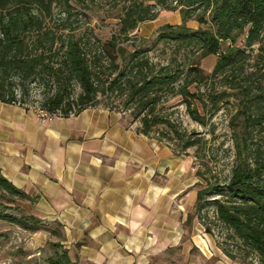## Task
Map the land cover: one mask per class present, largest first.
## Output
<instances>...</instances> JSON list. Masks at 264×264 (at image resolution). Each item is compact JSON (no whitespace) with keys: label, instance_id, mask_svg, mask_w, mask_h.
Segmentation results:
<instances>
[{"label":"trees","instance_id":"16d2710c","mask_svg":"<svg viewBox=\"0 0 264 264\" xmlns=\"http://www.w3.org/2000/svg\"><path fill=\"white\" fill-rule=\"evenodd\" d=\"M69 1L0 0V102L29 110L34 85L39 89L38 109L67 118L98 107L100 95L117 93L126 108L131 106L139 133L149 136L152 127L162 125L171 140L183 141L181 152L197 140L183 136L160 114L157 108L162 102L180 97L190 118L201 126L206 125L207 110L212 116L223 106H234L232 118L239 129L250 140L256 135L260 143L249 147L251 158H242L240 145L228 179L197 191L195 215L212 238L214 225L225 231L214 242L231 261L264 264V0H124L119 35L126 37L139 23L154 20L155 7L178 10L181 24L162 26L157 41L194 47L201 58L216 55L209 75L195 64L182 66L175 59L155 68L144 57L148 50L140 48L119 68L114 59L123 49H115V37L92 49L89 41L70 32L45 27L42 11L48 14L51 5L58 4L70 15ZM191 19L200 28L187 27ZM239 39L242 46L236 45ZM192 86L195 90L190 92ZM196 103L205 114L200 115ZM233 134L235 144H241V130ZM15 200L32 204L34 198L0 172V220L26 230L42 229L37 217L7 211ZM250 254L255 262H247ZM48 264L76 263L62 250Z\"/></svg>","mask_w":264,"mask_h":264},{"label":"crops","instance_id":"0c3cea01","mask_svg":"<svg viewBox=\"0 0 264 264\" xmlns=\"http://www.w3.org/2000/svg\"><path fill=\"white\" fill-rule=\"evenodd\" d=\"M123 115L93 107L42 123L0 102V172L72 263L240 264L198 222L183 162Z\"/></svg>","mask_w":264,"mask_h":264},{"label":"rangeland","instance_id":"374dc122","mask_svg":"<svg viewBox=\"0 0 264 264\" xmlns=\"http://www.w3.org/2000/svg\"><path fill=\"white\" fill-rule=\"evenodd\" d=\"M124 5H126L124 0H70L68 7L70 15L63 13V7L58 4H52L50 12L47 14L43 10L41 15L44 18L45 27L58 33L70 32L75 37L89 41L92 49L99 48L115 37V49L117 50L119 47L123 49V54L115 55L114 59L119 68L125 64V59L130 53L140 48L148 50L144 57L155 68L175 59L182 66L195 64L205 75L210 74L217 59L216 55L201 58L194 47H181L171 42L157 41L162 26L181 24L178 10L167 11L160 7L153 8L156 18L152 21L139 23L125 37L119 35L120 19ZM144 5H147V3L145 2ZM186 26L190 29L200 28V25L194 19L187 21ZM236 45L242 46L243 40L239 39ZM103 63L105 64V62ZM203 89L204 87L201 86L200 91ZM78 90L75 87L76 93ZM189 90L193 92L195 90L194 86L190 87ZM38 93L39 89L32 85L27 105L30 107L29 110L35 113L40 122L43 123L38 111V102L40 101ZM98 99V107L110 108L108 110L123 113L126 122L140 126L138 120H133L131 106L126 108L123 105L122 96L112 93L100 95ZM195 106L200 115L205 114L201 106L197 103ZM157 110L162 116L172 121L175 129L185 134L183 136L189 137L191 140H197L194 146L181 152L179 148L183 141L171 140L162 125L152 127L149 134L151 139L167 147L171 154L186 166L185 173L181 176V183L186 191L192 190L197 193L198 190L203 189L209 183H224L230 175L240 145L242 158H251L252 153L249 151V147H254L255 144L260 143L256 135H253L250 140L246 133H242L243 128L239 129L236 121L232 118L235 114L232 105L223 106L212 116L207 110L205 117L207 122L204 126L199 125L190 118L185 106L181 104V98L178 96L170 97L166 102H162ZM54 117L57 116H51V119ZM236 130H241V144L238 145L235 144L233 139V133ZM244 145L247 147L244 148ZM7 211L16 216L32 215L31 204L27 201L15 200L13 203L8 204ZM208 212L210 218L212 212ZM39 220L42 221V229L36 231L26 230L14 223L0 220V264H48V260L55 253H60L63 250L58 244L59 231L56 226ZM212 233L214 235L213 240H220L223 238L225 231L214 225ZM207 237L210 240L212 238L211 236ZM250 261H256L255 255L250 254L248 256L247 262Z\"/></svg>","mask_w":264,"mask_h":264},{"label":"built area","instance_id":"2783aa9c","mask_svg":"<svg viewBox=\"0 0 264 264\" xmlns=\"http://www.w3.org/2000/svg\"><path fill=\"white\" fill-rule=\"evenodd\" d=\"M38 111H39V114H40L43 122L45 120H50L51 119V116H54V115H49L48 113H46L45 111H42L40 109H38Z\"/></svg>","mask_w":264,"mask_h":264}]
</instances>
